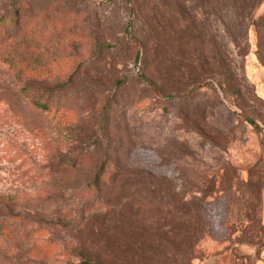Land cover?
<instances>
[{"label":"rangeland","instance_id":"obj_1","mask_svg":"<svg viewBox=\"0 0 264 264\" xmlns=\"http://www.w3.org/2000/svg\"><path fill=\"white\" fill-rule=\"evenodd\" d=\"M1 21L69 117L0 55V264L131 255L157 224L194 245L152 263L264 264V0H0Z\"/></svg>","mask_w":264,"mask_h":264},{"label":"trees","instance_id":"obj_2","mask_svg":"<svg viewBox=\"0 0 264 264\" xmlns=\"http://www.w3.org/2000/svg\"><path fill=\"white\" fill-rule=\"evenodd\" d=\"M153 4H161V2H165L166 0H152ZM155 1V2H154ZM157 2V3H156ZM179 15H183V13L179 10L178 11ZM187 28H190V25L187 26ZM0 29L1 32L2 30L4 31L5 27H4V23L2 24V21L0 23ZM188 30V29H186ZM189 39L190 40H196L198 38L197 34L194 33H190L189 35ZM5 43H7V41H5L3 39V37L0 38V45H4ZM194 50L198 51V53L200 54L198 59L200 61V65L203 68L205 65H207L209 61V58L203 53L201 47L199 45L194 46ZM1 56H3L5 58V56L7 57L8 61L10 64H12L13 67H15L16 69V73L18 76V80L21 83V89L24 92L25 96L27 98L30 99V101L36 106L39 107L41 109H43L46 112L49 113H53L55 116L63 119V118H68L69 117V109L65 108V107H61V106H57L55 107L54 103L49 102L47 100H42L38 97L36 91L37 89L31 85H27L25 84V80L27 79V77H29V72L32 70L36 71L35 67H29V65L31 64V62L28 60L32 59V57L28 56L27 53V57H24V53L22 52V54L20 56H17L16 58L13 57V54H9L8 51H4L3 53H0ZM5 55V56H4ZM213 59L217 61V65H221V59H218L217 57L213 56ZM36 60V59H35ZM146 80L153 86L154 89H156V91H161L160 88L156 85H154L153 81L150 80L149 78L146 77ZM200 81L199 77L195 78V82ZM56 87H50L48 88L51 92L55 90ZM166 107V106H165ZM130 110V109H128ZM165 110L168 112L169 109H167V107L165 108ZM65 122V121H64ZM81 157V155L79 156ZM79 157H74L73 159L69 160V163L72 164L71 166H74V162H76L77 160H79ZM70 166V165H69ZM107 164H105V162H103L100 165L99 171L96 173L95 176V183H101L102 180V175L105 178V180H107V182H111V175L106 174L105 170H106ZM117 170V169H116ZM113 182H115V180L113 179ZM100 207L102 206V203H99ZM179 210L180 207H175V209L173 210L172 213H175L176 217H179ZM176 212L178 215H176ZM101 212H94L91 217L92 220H96L98 215H100ZM182 218V215H181ZM84 221V219L80 220L79 223ZM55 224H62L59 223L58 221L54 222ZM103 223H99V228L98 229H92L89 233L95 234L96 235H100L103 234L102 230H101V225ZM180 224V222L178 223ZM63 225V224H62ZM64 225L66 227L72 226L70 223H64ZM63 225V226H64ZM80 225V226H81ZM181 225V224H180ZM87 226V225H86ZM85 226V227H86ZM93 226V223L91 224V228ZM179 230V227H178ZM151 233V237L149 239L144 238L143 236H141L140 238L136 239L131 247V250L133 251L131 255H119L118 252H112L109 255L107 254H103L102 249H99L98 251L94 252L91 249H88L86 251V249H84L82 246H77L75 248V250L77 251V255L80 258V263L78 264H159L160 262L155 261L154 263H152V259L150 256H152L153 254H155L157 251L159 252L160 250H168V248L170 250H174V251H181L183 249V247H193L194 243L193 242H186L184 240H182L178 235H180V230L179 232H177V226L175 227H171V230L167 231L164 230L160 224L154 225V227L150 228V230L148 231ZM179 233V234H177ZM93 236V235H92ZM165 241L166 244L169 245V247L167 246L164 249H161V245L163 244L162 241ZM119 248H121V246H119ZM182 256L181 262L175 261L178 264H183L187 262L188 258H185L182 254H180Z\"/></svg>","mask_w":264,"mask_h":264}]
</instances>
